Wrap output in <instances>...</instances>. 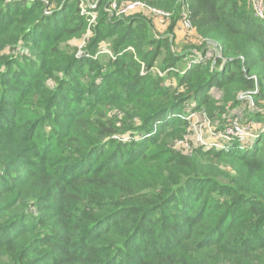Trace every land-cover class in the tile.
I'll return each mask as SVG.
<instances>
[{
	"label": "trees",
	"instance_id": "16d2710c",
	"mask_svg": "<svg viewBox=\"0 0 264 264\" xmlns=\"http://www.w3.org/2000/svg\"><path fill=\"white\" fill-rule=\"evenodd\" d=\"M114 1L169 13L167 31L112 16ZM183 7L221 49L215 65L174 50ZM89 24L83 56H64ZM159 58L175 86L153 73ZM255 91L264 124V19L250 0H0V264H264V133L229 151L164 142L184 139L185 105L222 115V129Z\"/></svg>",
	"mask_w": 264,
	"mask_h": 264
},
{
	"label": "rangeland",
	"instance_id": "374dc122",
	"mask_svg": "<svg viewBox=\"0 0 264 264\" xmlns=\"http://www.w3.org/2000/svg\"><path fill=\"white\" fill-rule=\"evenodd\" d=\"M250 2H251V6L253 7V0H250ZM92 5H94V4H91V6ZM81 9H82V14H86L87 13V6L84 5L83 3L81 4ZM254 12H255V10H254ZM95 16L96 15L94 14L93 17H95ZM131 16H134V17L136 16V17H141L143 19H147L145 16H143L141 14L131 15ZM111 19H114V18H111ZM122 20L125 23H128L127 17H126V19H122ZM147 20H149V19H147ZM113 21L115 22V21H117V19H114ZM151 24L153 25V22H151ZM89 26H91V25L90 24L88 25V30L82 34L81 38L73 39L72 41L68 42L69 46H67V43H64V42L59 44L60 49L64 50V51H62V54L64 56H72L73 54H76V56H78V57L83 56L84 48L87 46V43L89 41V37L91 35L90 34L91 33V29H89ZM153 30L155 32L154 26H153ZM162 33H164V32H162ZM175 36H176V33H175ZM175 38H177V37H175ZM177 39H178L177 41L175 39V41H176L175 44L176 45L174 47V50L176 51L177 54H180V55L184 54V56L189 55V54L191 56L194 55V53L192 52L194 50L199 55L204 54V52H201V50L203 49V47L205 45H208L209 49L212 48V50L210 51V53L212 55L215 54L214 48L215 47L217 49L219 48V46L217 44H215L213 41H211V40L206 41V39H204L203 37L198 35V32L195 29H194V33L193 34H190V35L188 34V36H179V38H177ZM105 45H107V44H104L103 46L105 47ZM107 46L108 47L105 48V49H107V51L104 52V53H108V54H106L107 55L106 57L109 60H112V58H115V56H116L114 48H113V44L110 43V45H107ZM209 57L210 56H206V58H203L202 60L204 62H206V63H212L213 65H215L216 61L221 60L223 58V53L221 51V55L220 56L213 57V58H209ZM162 66H163L162 58H159V61L157 62L156 66L153 69V73L156 74V75H159V76H164L166 72H162L161 71L160 68ZM180 68L181 67H178V73L179 74H180V72L182 73V70ZM143 69H144V66L142 67V70ZM142 73L146 74V72H142ZM184 73H182V74H184ZM179 74H177V75H179ZM171 76H173V75H171ZM167 77H168L167 75L164 76V78H166V83L168 85H170V86H175L176 85V80H173V79L167 78ZM255 93H257V92L256 91L252 92V93L243 92V94H240L238 96V101H239L240 104H239L237 109L239 110V115H240V118L242 119L241 123H242V126L244 125V127H247V124L252 122V120L250 119L251 118L250 116H254L255 115V112L252 114L253 110H256V111L259 110L258 106L256 105V102L254 101V98H253ZM72 97H73V95L71 93H69L66 98H67V100L69 102L76 103V101L73 100ZM73 106L80 108V106H77L76 104H74ZM185 106H187V107L185 108V111L182 113V116L179 118L180 120L185 121L187 123L186 129H185V133L186 134L184 135V138L186 136L189 137V136L193 135L197 139V141L199 142L198 135L200 137H202V138H203V136L204 137L205 136H209V134L207 132L209 126L213 127L214 129H220V122H221V120L223 118L222 115H219L217 113V114L214 115V119H212L209 116L212 113L211 110L198 109L197 111L196 110L192 111V109L190 107V104H187ZM229 107H230V103L227 104V108H229ZM194 113H200L202 115H201L200 118L195 119V117H193ZM126 116H127V112H123V111L120 112V110H119L118 117L120 119L125 120ZM255 116H258V115H255ZM116 126L118 128H121V122H119L118 125H116ZM194 131H197V134ZM258 136H259V134L256 136L255 140L258 138ZM114 137L116 138L118 136H114ZM162 138H164V136ZM179 138H180V136L179 137L178 136H174V130L169 131L166 134L165 139H164L165 140L164 142L166 143L167 148L168 149L172 148L173 150H177L178 148H175L174 143L176 142V140H181L182 139V138H180V139ZM117 139H119V138H117ZM130 140H132L131 136L128 137V138H124L123 141H130ZM193 145L195 147H192V149H191V151H189V153L194 151V149L196 147L201 148V143H197V144L195 143ZM165 158H167V157H165ZM75 201H76V199H75Z\"/></svg>",
	"mask_w": 264,
	"mask_h": 264
},
{
	"label": "built area",
	"instance_id": "2783aa9c",
	"mask_svg": "<svg viewBox=\"0 0 264 264\" xmlns=\"http://www.w3.org/2000/svg\"><path fill=\"white\" fill-rule=\"evenodd\" d=\"M93 6V7H92ZM91 7L94 8L96 5H92ZM253 7L255 10V14L257 17L264 19V0H253ZM112 16H116L118 18H124L131 15H138L141 14L146 18L150 19L153 22V26L155 28V33H160L167 31L169 23H170V14L158 10L153 6L144 3V2H124L118 4V2L114 1L111 3L110 8L108 9ZM50 13V12H49ZM46 13V14H49ZM96 16L93 17L91 20L94 23ZM178 24L181 26L185 36L188 34L194 33V28L192 23L189 19V11L186 7L182 9V17ZM177 24V27H178ZM175 28V33L176 29ZM212 48L203 51L206 56H210L209 58L218 57L221 55L220 48H214L215 54H211L210 51ZM103 52H106L107 49H102ZM194 55L188 56L187 62L192 58V62L188 64L189 67H193L194 65L198 64L203 61V58H206L204 54H197L194 52ZM208 53V54H207ZM185 71V70H184ZM192 111L193 106H190ZM202 114L194 113L193 117L198 119L201 117ZM240 117L231 118L228 120L227 124L220 130L214 129L213 127H208V138H203L198 135V140L191 135L186 136L182 140H177L174 143L175 148H178L179 151L188 152L191 151L192 147H195L193 144L201 143V145L205 146L206 149H213L218 151H229L233 145V143H237L240 149H245L250 147L254 142L255 138L258 134L264 133V124L259 121L252 119V122L247 124V127L242 126ZM197 134V131H194ZM188 137V138H187Z\"/></svg>",
	"mask_w": 264,
	"mask_h": 264
},
{
	"label": "crops",
	"instance_id": "0c3cea01",
	"mask_svg": "<svg viewBox=\"0 0 264 264\" xmlns=\"http://www.w3.org/2000/svg\"><path fill=\"white\" fill-rule=\"evenodd\" d=\"M179 36H185V33L183 32L181 26L178 24V27L176 29V37L179 38ZM177 38L176 41L178 40ZM193 52V51H192ZM185 61H187V59H185ZM241 119V118H240ZM251 119V118H250Z\"/></svg>",
	"mask_w": 264,
	"mask_h": 264
}]
</instances>
